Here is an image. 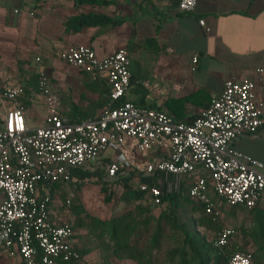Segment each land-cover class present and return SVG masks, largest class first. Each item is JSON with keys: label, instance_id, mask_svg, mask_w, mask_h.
<instances>
[{"label": "built area", "instance_id": "2783aa9c", "mask_svg": "<svg viewBox=\"0 0 264 264\" xmlns=\"http://www.w3.org/2000/svg\"><path fill=\"white\" fill-rule=\"evenodd\" d=\"M195 4L176 0L175 10L191 12ZM199 24L208 30L203 19ZM56 57L105 83L108 100L96 117L71 119L61 109L51 77L39 70L38 93L46 113L43 124L31 128L22 102L25 83L0 84V257L22 264H68L79 257L75 231L66 221L70 200L48 191L55 183L67 189L79 182L74 173L78 169H101L107 186L120 187L127 180L155 206L162 204L163 178L174 175L189 182L190 197L218 220L221 212L211 194L229 206L247 209L264 196V162L232 147L239 137L264 126V98L258 95L255 79L229 76L207 107L193 119L182 120L127 99L131 74L125 47L99 56L90 46L70 45ZM35 62L40 63V57ZM143 84L150 88L148 82ZM261 91L264 95V88ZM108 148L116 153L106 154ZM88 179L97 176L83 181ZM232 233L222 225L213 244L229 246L228 264H252L249 250H234Z\"/></svg>", "mask_w": 264, "mask_h": 264}, {"label": "crops", "instance_id": "0c3cea01", "mask_svg": "<svg viewBox=\"0 0 264 264\" xmlns=\"http://www.w3.org/2000/svg\"><path fill=\"white\" fill-rule=\"evenodd\" d=\"M100 1L106 3L75 5V0H0V84L20 81L18 62H28L24 67L33 69V61L38 56L44 64L40 66L41 71L53 78L64 92L60 97L62 111L76 120L79 116L96 117L100 111L98 106L73 115V106L85 107L96 96L87 91L83 95L79 73L61 71L64 63L56 57V52L70 45H87L99 56H105L125 47L131 74L127 99L163 109L176 119H193L222 91L229 76L255 79L258 95L264 98L261 91L264 88V0H195V9L187 13L175 10L176 0ZM24 8L34 10L36 16L30 18L20 13ZM80 14L122 21L65 34L64 21ZM200 19L204 20L207 31L199 24ZM152 37L160 46L157 53L149 52L144 45L145 39ZM193 56H197L195 63ZM257 69L263 72L259 74ZM145 81L150 88L143 84ZM155 86L162 92H156ZM31 93L26 92L24 98L28 102L25 118L28 126L34 128L43 124L46 112L42 99L41 105L35 101L32 106ZM38 115L39 123L36 122ZM232 147L264 162V126L255 134L239 137ZM256 212H264V196ZM240 221L238 217L237 224ZM228 222L225 224L230 225Z\"/></svg>", "mask_w": 264, "mask_h": 264}, {"label": "trees", "instance_id": "16d2710c", "mask_svg": "<svg viewBox=\"0 0 264 264\" xmlns=\"http://www.w3.org/2000/svg\"><path fill=\"white\" fill-rule=\"evenodd\" d=\"M96 3H106V1L75 0V5ZM121 21L122 19L114 20L103 15L80 14L64 21L63 32L75 33L84 27ZM144 45L149 52L157 53L160 50L153 37L145 39ZM26 64L28 62H18L19 74ZM79 71L82 74L81 83L84 90L93 93L96 100L90 101L85 107L73 106L74 116H76L75 112L81 115L82 112L97 106L102 108L108 100L109 93L105 83L91 80L86 72ZM37 77L36 73L25 77L26 92L39 91ZM22 102L24 106L28 103L26 100ZM79 117L78 120L89 118ZM74 173L80 179L79 182L69 184L67 189L55 183L48 189L51 194L57 193L59 199L70 200L68 208L70 218L66 221L75 231L74 247L79 257L69 261L68 264H83L84 257L94 251L98 252L99 257L96 264H115V260L131 261L134 264H228L229 246L217 247L212 241L217 230L225 223L205 213L203 205L190 197L188 192L190 184L187 180L178 179L171 174L163 178L160 186L164 193L161 205L165 207L157 215L154 214V210L160 205H152L144 198V192L129 186L127 180H122L119 201L125 205L132 204V208L107 219H100L84 209L77 193L81 189L83 179L94 175L97 176L95 182L99 184L100 191L104 194L105 203L112 200L113 187L102 182L101 169L95 171L78 169ZM69 187H72V192L68 190ZM211 197L220 210L222 205L226 204L217 195L211 194ZM256 207L257 205L247 209L239 204L230 205L225 210V215L230 223L228 226L233 230L230 240L234 250H249L252 264H264V212L259 214L256 212ZM238 217L241 220L239 224H237ZM200 228L203 230L201 231ZM206 234H212L211 241L207 239ZM165 238L171 245L165 249L164 254L162 253L163 260H161L160 254ZM251 246H254V250L249 249Z\"/></svg>", "mask_w": 264, "mask_h": 264}, {"label": "rangeland", "instance_id": "374dc122", "mask_svg": "<svg viewBox=\"0 0 264 264\" xmlns=\"http://www.w3.org/2000/svg\"><path fill=\"white\" fill-rule=\"evenodd\" d=\"M18 9V8H17ZM22 12L20 13H25L27 16H29L30 18L35 17L36 13L34 12V10L30 9V8H24L23 10H21ZM19 14V12H18ZM34 60V58L32 59ZM60 62L64 63L62 60H60ZM33 69H29V67H24L23 71L20 72V74L18 75V78L20 79V81H24L25 77H27L29 74L31 73H36L38 74V71L41 70L40 66L44 65L43 63H36L35 60L33 61ZM61 71L63 72H68L70 74H76L79 73L80 74V80L82 77V74L80 72H78L77 68H73L72 66L67 65L66 63H64V67L60 68ZM86 75L88 76V74L86 73ZM89 77V76H88ZM52 82H53V87L56 91H58L60 97L61 95L64 93L59 87L58 84H56L55 80L53 78H51ZM26 82V80H25ZM58 88V90H57ZM62 91V92H61ZM83 95H85L87 92L83 89L82 91ZM31 99H32V106H35V101L37 102V105H41V99L42 102L44 104L43 101V97L40 94L37 93H31ZM74 100V95L71 96ZM69 100V99H68ZM40 108L38 109V112H40ZM101 109V108H100ZM39 114V113H38ZM37 123H39L40 120V115L37 116ZM35 122V123H36ZM106 154L113 156L116 152L110 148H108L105 152ZM89 163H86V165ZM72 187H69L68 190L71 191ZM72 192V191H71ZM112 200L108 203H105L103 201L104 198V194L100 191V186L99 184H97L95 182V180H84L81 186V189L78 191V195L80 196V201L84 206V209L92 216L98 217L100 219H107L112 215H118L121 214L123 212H125L128 209L132 208V204H124L123 202L119 201V197L120 194L122 192L121 188L116 185L112 188ZM165 207V205H160L159 207H157L154 210V214L157 215L159 214L160 210L163 209ZM229 208V205L227 204H223L222 208L220 210V218L219 221L220 222H228L227 221V217L225 215V210ZM229 223V222H228ZM200 230L202 231L203 229L200 228ZM207 235V239L211 241V239L213 238L212 234H206ZM213 241V239H212ZM163 247H162V251L160 254V258L161 260H163V254L165 253V249L171 245V243L169 242V240L167 238H165L163 240ZM249 249L254 250V246L249 247ZM163 253V254H162ZM99 260L98 257V252L94 251L92 253H90L89 255H86L83 259V264H96ZM115 264H134L131 261H126V260H122V261H114ZM179 262V261H177ZM0 264H22L20 261H18L17 259H10L7 257H0Z\"/></svg>", "mask_w": 264, "mask_h": 264}]
</instances>
